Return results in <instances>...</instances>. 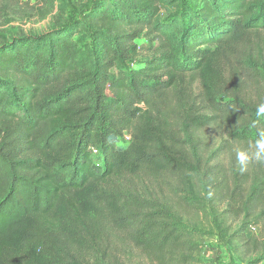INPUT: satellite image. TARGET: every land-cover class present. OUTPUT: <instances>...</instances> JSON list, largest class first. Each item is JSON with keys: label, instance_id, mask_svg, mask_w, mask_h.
Segmentation results:
<instances>
[{"label": "trees", "instance_id": "16d2710c", "mask_svg": "<svg viewBox=\"0 0 264 264\" xmlns=\"http://www.w3.org/2000/svg\"><path fill=\"white\" fill-rule=\"evenodd\" d=\"M192 1L97 0L0 42V264L208 263L215 224L178 208L207 217L201 194L223 183L198 131L222 120L230 139L264 144V94L247 95L264 85V0ZM139 39L149 53L132 67ZM165 179L174 200L146 192ZM239 182L228 251L261 264L264 174Z\"/></svg>", "mask_w": 264, "mask_h": 264}, {"label": "rangeland", "instance_id": "374dc122", "mask_svg": "<svg viewBox=\"0 0 264 264\" xmlns=\"http://www.w3.org/2000/svg\"><path fill=\"white\" fill-rule=\"evenodd\" d=\"M94 1L97 0H54L53 5L50 6L45 0H0V42L9 40L19 34H41L50 30L58 19L62 21L77 19L84 11L89 9ZM192 2L191 0L190 4L194 7L195 4ZM170 10L171 12L174 11L173 8ZM164 17L165 14L162 13V18ZM75 39L79 45L86 41L85 38L76 37ZM136 44L139 47L140 54L137 64L132 67H139L149 53L144 39H139ZM247 84L250 85V82H247ZM194 88H196V85H194ZM260 94H264L263 84L251 85V88L247 90L250 99L255 100ZM225 99V96L218 98L220 101ZM224 126L225 124L221 120L198 131L196 136L198 150L204 155V160L209 163V166H214L212 171L216 174V177L223 179L221 186L212 187L208 191L204 189L201 194L202 198L208 202L204 208L207 210V212L205 211V214H208L207 217H204L203 213L197 208L192 209L181 206L178 210L182 218L190 225L202 224L206 220L215 224L213 228L217 236L220 235L222 243L208 239L203 240L206 250L201 256L208 262L207 264H245L228 251V248L232 245H239L242 241L231 240L238 228L239 218L231 213V210L236 211L235 209L226 207L225 201L228 195L239 198L237 193L231 194L235 182L240 181L241 188L247 190L249 179L254 175L264 174V144L256 145L252 141H234L227 136ZM119 145L125 146L126 143L119 142ZM199 176L200 174H197L193 178L196 184H198ZM165 180L166 182L161 184L160 187L154 182L145 181L144 188L150 196L157 194L160 197L174 200L177 191L170 186L171 179ZM197 194L200 195V191ZM243 195H245V191ZM214 206L219 212L225 213V210H229L228 213L223 214V221L215 216ZM234 206H237V204L234 203ZM250 228L252 227H248L245 231V237L259 234L257 228L253 232ZM251 258L253 259V256L249 257V259ZM261 264H264V259Z\"/></svg>", "mask_w": 264, "mask_h": 264}, {"label": "built area", "instance_id": "2783aa9c", "mask_svg": "<svg viewBox=\"0 0 264 264\" xmlns=\"http://www.w3.org/2000/svg\"><path fill=\"white\" fill-rule=\"evenodd\" d=\"M250 230L253 232V231H255V228L252 227V228H250Z\"/></svg>", "mask_w": 264, "mask_h": 264}]
</instances>
